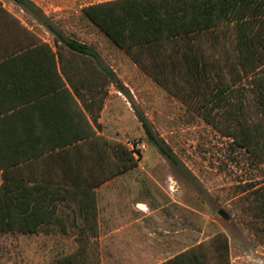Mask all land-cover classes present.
<instances>
[{
	"label": "trees",
	"instance_id": "1",
	"mask_svg": "<svg viewBox=\"0 0 264 264\" xmlns=\"http://www.w3.org/2000/svg\"><path fill=\"white\" fill-rule=\"evenodd\" d=\"M11 1L53 34L55 47L89 57L116 79L92 47L65 36L32 0ZM2 10L0 18L10 16ZM82 12L232 145L264 162V0H102ZM0 24L2 33L10 29ZM9 41L0 48V61L11 62L0 65V230L47 232L59 224L66 232L69 218L89 240L97 235L94 188L138 159L96 130L91 107L58 70L57 49L29 37ZM136 115L149 143L176 163ZM85 252L57 263L98 264ZM158 264H229L227 236L218 231Z\"/></svg>",
	"mask_w": 264,
	"mask_h": 264
},
{
	"label": "rangeland",
	"instance_id": "2",
	"mask_svg": "<svg viewBox=\"0 0 264 264\" xmlns=\"http://www.w3.org/2000/svg\"><path fill=\"white\" fill-rule=\"evenodd\" d=\"M32 1L65 36L92 47L116 79L112 82L89 57L55 47L53 34L11 0H0L10 15L0 18L10 27L5 33L57 49L60 70L91 107L96 130L124 143H144L145 149L134 167L107 184L121 197L115 240H85L69 218L66 232L59 224H50L47 232L0 230V264H58L57 259L82 246L84 259L98 264H158L218 231L227 236L229 264H264V162H253L243 148L232 145L83 14L84 5L102 0ZM136 112L176 163L149 143Z\"/></svg>",
	"mask_w": 264,
	"mask_h": 264
},
{
	"label": "crops",
	"instance_id": "3",
	"mask_svg": "<svg viewBox=\"0 0 264 264\" xmlns=\"http://www.w3.org/2000/svg\"><path fill=\"white\" fill-rule=\"evenodd\" d=\"M1 25V24H0ZM1 28V26H0ZM1 30V29H0ZM10 36L6 33H2L0 31V48L3 43H9ZM10 61H0L1 64H10ZM58 70L60 71V68L58 66ZM128 171H125L123 173H120L109 180L103 182L102 184L96 186L95 189V197H96V225H97V235L96 237H90L96 240L101 241L105 238L114 239L116 237V234H118V228L115 226L120 224L122 220V216L120 214V209L118 207V203L121 200V197L117 191V188L111 185V182H115L117 179H119L123 174L127 173ZM1 174V170H0ZM137 214H140L139 211H137ZM102 226H106V233L104 235H99V231L101 230ZM101 233V232H100ZM115 240V239H114Z\"/></svg>",
	"mask_w": 264,
	"mask_h": 264
},
{
	"label": "built area",
	"instance_id": "4",
	"mask_svg": "<svg viewBox=\"0 0 264 264\" xmlns=\"http://www.w3.org/2000/svg\"><path fill=\"white\" fill-rule=\"evenodd\" d=\"M126 145L136 159H139L141 153L145 149L144 143H139L136 141H127Z\"/></svg>",
	"mask_w": 264,
	"mask_h": 264
},
{
	"label": "water",
	"instance_id": "5",
	"mask_svg": "<svg viewBox=\"0 0 264 264\" xmlns=\"http://www.w3.org/2000/svg\"><path fill=\"white\" fill-rule=\"evenodd\" d=\"M219 214L223 217H227L226 213L223 210H219Z\"/></svg>",
	"mask_w": 264,
	"mask_h": 264
},
{
	"label": "bare ground",
	"instance_id": "6",
	"mask_svg": "<svg viewBox=\"0 0 264 264\" xmlns=\"http://www.w3.org/2000/svg\"><path fill=\"white\" fill-rule=\"evenodd\" d=\"M143 209V208H142Z\"/></svg>",
	"mask_w": 264,
	"mask_h": 264
}]
</instances>
